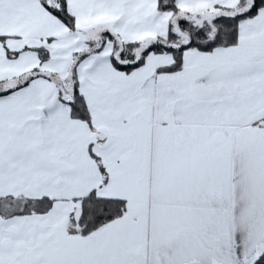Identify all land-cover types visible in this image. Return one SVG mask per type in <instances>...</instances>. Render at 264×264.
Masks as SVG:
<instances>
[{
	"label": "snow or ice",
	"instance_id": "1",
	"mask_svg": "<svg viewBox=\"0 0 264 264\" xmlns=\"http://www.w3.org/2000/svg\"><path fill=\"white\" fill-rule=\"evenodd\" d=\"M0 264H264V0H0Z\"/></svg>",
	"mask_w": 264,
	"mask_h": 264
}]
</instances>
